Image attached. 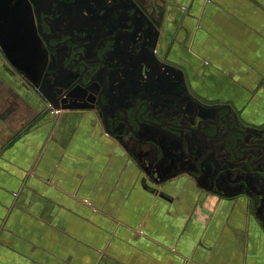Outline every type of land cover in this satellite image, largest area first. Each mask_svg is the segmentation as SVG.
<instances>
[{
  "label": "crops",
  "instance_id": "0c3cea01",
  "mask_svg": "<svg viewBox=\"0 0 264 264\" xmlns=\"http://www.w3.org/2000/svg\"><path fill=\"white\" fill-rule=\"evenodd\" d=\"M161 57L196 96L264 124V0H165ZM0 59V264H264L244 196L153 185L91 117L54 115Z\"/></svg>",
  "mask_w": 264,
  "mask_h": 264
},
{
  "label": "flooded vegetation",
  "instance_id": "af4514ba",
  "mask_svg": "<svg viewBox=\"0 0 264 264\" xmlns=\"http://www.w3.org/2000/svg\"><path fill=\"white\" fill-rule=\"evenodd\" d=\"M166 7L165 0H10L27 32L26 57L15 66L1 51L0 59L59 113L91 117L146 181L185 177L208 192L244 196L264 220V124L199 98L183 68L160 56Z\"/></svg>",
  "mask_w": 264,
  "mask_h": 264
},
{
  "label": "water",
  "instance_id": "95a60500",
  "mask_svg": "<svg viewBox=\"0 0 264 264\" xmlns=\"http://www.w3.org/2000/svg\"><path fill=\"white\" fill-rule=\"evenodd\" d=\"M9 8L10 0H0V51L4 58L15 66L17 64L15 61L18 63L25 62L26 54H24L22 43H24L27 32L23 30V21L16 17ZM163 25L160 37L166 33L165 24ZM45 104L56 109V106H52L48 100Z\"/></svg>",
  "mask_w": 264,
  "mask_h": 264
},
{
  "label": "built area",
  "instance_id": "2783aa9c",
  "mask_svg": "<svg viewBox=\"0 0 264 264\" xmlns=\"http://www.w3.org/2000/svg\"><path fill=\"white\" fill-rule=\"evenodd\" d=\"M50 112H51L52 114H54V115H57V114L59 113V110L52 109Z\"/></svg>",
  "mask_w": 264,
  "mask_h": 264
}]
</instances>
